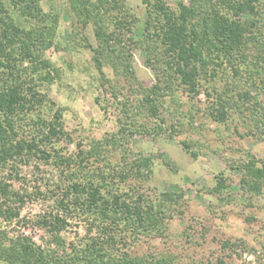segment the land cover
<instances>
[{
  "label": "rangeland",
  "instance_id": "1",
  "mask_svg": "<svg viewBox=\"0 0 264 264\" xmlns=\"http://www.w3.org/2000/svg\"><path fill=\"white\" fill-rule=\"evenodd\" d=\"M178 1L189 0H165L173 9ZM126 2L137 20L133 32L123 35L125 41L114 46L115 52L101 56L95 50L100 47L92 25L82 33L84 36L75 33L81 25L76 24L74 29L79 16L69 0H42L44 10L57 16L52 30L54 42L44 50L51 67L35 71L30 63L24 64L34 78L29 84L45 102L20 121L21 136L31 138L37 134L41 128L34 122L39 118L50 121L60 115L70 137V141L63 139L58 144L63 154L76 155L80 148L100 146V155L92 157L93 167L106 172L117 169L119 163L123 166L127 152L133 161L139 157L151 159L150 171L145 170L147 180H136H142L141 191L162 215L164 231L143 235L138 245H132L137 253L171 256L175 264L264 262V180L257 183L255 191L242 186V165L254 158L264 160V126L260 127L264 118V54L259 44L250 43L239 60H225L218 67L214 82L217 91L201 78L202 91L197 98L191 99L181 91L174 98L167 97L166 106L171 112L163 109L160 120L139 114L136 126L140 131L120 135L118 140L123 146L117 148L110 142L108 151H104L103 144L119 134L123 124L132 122L127 114L132 116L129 109L137 111L145 95L143 88L148 90L157 81V70L152 67L156 63L150 64L143 43L146 6L142 0ZM263 25L264 15L260 24L264 30ZM130 39L138 43L129 45ZM127 64L133 74L126 71ZM219 95L226 99V119L221 122L209 109ZM145 123L152 128L162 124L160 134L145 133L141 126ZM23 160L0 162V179L11 192L24 198L19 217L0 215V232L8 237L23 234L46 246L52 234L40 226V219L59 212L55 199L61 196L73 173L52 160L36 156ZM133 180L129 178L123 184L125 189L132 186ZM2 201L0 208L5 209L8 205H2ZM83 220L69 219L70 225L61 235L68 241L85 236L88 223Z\"/></svg>",
  "mask_w": 264,
  "mask_h": 264
},
{
  "label": "trees",
  "instance_id": "2",
  "mask_svg": "<svg viewBox=\"0 0 264 264\" xmlns=\"http://www.w3.org/2000/svg\"><path fill=\"white\" fill-rule=\"evenodd\" d=\"M69 1L73 12L79 16L74 29L76 24L81 25V30H74L75 33H85L92 25L100 47L95 50L101 56L115 52L114 46L125 41L123 35L133 32L137 20L126 0ZM142 2L146 6L143 43L150 55V64L156 63L152 67L157 70V81L148 90L143 88L145 95L139 100L137 111L129 109L132 116L127 114L132 122L123 124L119 134L103 144L104 151H108L110 142L117 148L123 146L118 140L120 135L140 131L136 126L139 114L160 120L163 109L171 112L166 106L167 97L174 98L181 91L191 99L197 98L202 91L201 78L217 91L214 82L218 67L225 60L229 63L239 60L250 43L257 42L260 53L264 54V30L260 28L264 15L262 0L178 1L175 9L165 0ZM244 15L252 18L244 20ZM56 22V13L46 12L42 0H0V162L24 158L28 161L36 156L52 160L58 167L73 173L61 196L55 199L59 212L55 216L45 214L40 219V226L52 234L46 246L38 245L23 234L8 237L0 232V262L175 264L171 256L139 254L132 246L138 245L143 235L164 231L162 215L141 191L140 181L149 177L150 158L139 157L133 161L127 152L123 155V166L119 163L117 169L106 172L93 167L92 157L100 155V146L90 150L80 148L76 155L63 154L58 144L67 138L70 141V137L60 115L55 120L39 118L35 121L34 125H39L41 130L31 138L20 134V121L37 112L45 102L37 97L34 85L29 84L34 78L24 64L30 63L35 71L50 69L44 50L54 42L52 30ZM130 40L129 45L138 43ZM125 69L134 73L130 64ZM225 100L219 95L209 108L220 122L226 119ZM262 120L260 127L264 126V118ZM162 122L166 123L163 118ZM161 125L152 128L145 123L141 126L145 133L155 136L160 134ZM182 144L190 148L186 141ZM242 168L245 171L242 186L255 191L257 183L264 180V160L254 158ZM129 178L134 182L125 189L123 184ZM137 178L142 180L137 181ZM0 199L4 200L2 205H8L0 208V215L9 219L19 217L24 198L18 192H11L1 179ZM79 217H84L83 221L88 223V232L83 237L77 236L76 240H66L61 231L69 227V219ZM52 244L57 247L53 248Z\"/></svg>",
  "mask_w": 264,
  "mask_h": 264
}]
</instances>
